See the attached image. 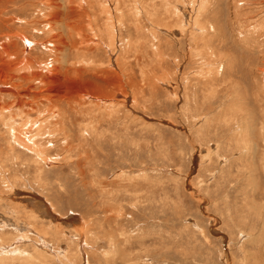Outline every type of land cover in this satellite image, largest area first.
<instances>
[{
  "label": "rangeland",
  "instance_id": "rangeland-1",
  "mask_svg": "<svg viewBox=\"0 0 264 264\" xmlns=\"http://www.w3.org/2000/svg\"><path fill=\"white\" fill-rule=\"evenodd\" d=\"M5 104L0 264H264V0H0Z\"/></svg>",
  "mask_w": 264,
  "mask_h": 264
},
{
  "label": "bare ground",
  "instance_id": "bare-ground-1",
  "mask_svg": "<svg viewBox=\"0 0 264 264\" xmlns=\"http://www.w3.org/2000/svg\"><path fill=\"white\" fill-rule=\"evenodd\" d=\"M141 9V8H140ZM144 9V8H143ZM139 10V9H138ZM147 10V9H146ZM141 11V10H140ZM144 11V10H143ZM150 13V12H149ZM169 13V15H168ZM164 17L162 16V19L164 20H167L166 18H168L169 16L172 17V14L170 12H168ZM152 14V13H151ZM150 15V14H149ZM155 15V14H154ZM157 15V14H156ZM152 16V15H151ZM143 18V17H142ZM154 18V17H153ZM152 18V19H153ZM156 18V17H155ZM132 20V19H131ZM157 20V19H156ZM152 21V20H151ZM168 21V20H167ZM112 23V21H111ZM110 23V24H111ZM155 23V22H154ZM153 25H156L157 23H155ZM160 23V22H159ZM112 25V24H111ZM139 25V23H138ZM159 26V25H158ZM110 28V27H109ZM54 29V28H53ZM52 29V30H53ZM77 34V32H76ZM79 34V33H78ZM58 35V34H57ZM91 41V39H89ZM56 45V43H55ZM115 48V47H114ZM77 50V49H76ZM9 61V60H8ZM165 64V63H164ZM21 66V65H20ZM23 66V65H22ZM22 66L20 69H22ZM18 69V68H17ZM178 70V69H177ZM166 80V79H165ZM68 104V103H67ZM78 105V103H77ZM81 105V104H80ZM3 106V105H2ZM14 107L15 106H11L10 104L6 105L4 107H0V121L3 122V124H6L8 125L7 127H9V132L11 133V138L14 139V144L17 146H20L22 149L26 150L27 152H30L31 154H37V161L40 162V158L41 160H43L45 163H48L50 161V159H47L48 158V154H43L45 153V151L42 153L39 148H43V146H39V144H37L35 141V143H29V141L25 138H23V136L21 135V133H19V130H17L15 132L13 126H14V117H15V113L13 112L14 110ZM83 107V106H82ZM6 112V113H4ZM24 128L21 127V129ZM25 130V129H24ZM31 140V139H29ZM39 147V148H38ZM12 151L15 150V146L14 145H11L9 147ZM1 158V157H0ZM15 158V157H14ZM18 159V158H17ZM9 161V160H8ZM1 176V175H0ZM6 181V180H5ZM8 182V181H7ZM4 197V196H3ZM40 199V198H39ZM38 201L39 202H36L35 204L33 203H30V202H27L26 201V204L24 205L25 207H28V208H31L33 207L32 209V212H33V216L35 217H38V214L39 213L40 215H42L43 218L47 219V221L49 223H53L55 222V215L51 212V208L42 200L40 199ZM35 200V199H34ZM25 202V201H24ZM34 202V201H33ZM24 204V203H23ZM22 205V204H20ZM23 208V207H22ZM15 211V210H14ZM24 211V210H23ZM35 211V212H34ZM15 213V212H14ZM31 217V216H30ZM3 219H4V216H3ZM2 219V222H4L5 220ZM36 219V218H34ZM64 222V221H63ZM6 223V222H5ZM15 225V224H14ZM18 227V226H17ZM20 256V255H19ZM13 257V256H12ZM14 259V258H13ZM15 260V259H14ZM22 260V259H21ZM26 261V260H25ZM10 262H12L10 260ZM17 262V261H16ZM34 264V263H33Z\"/></svg>",
  "mask_w": 264,
  "mask_h": 264
}]
</instances>
